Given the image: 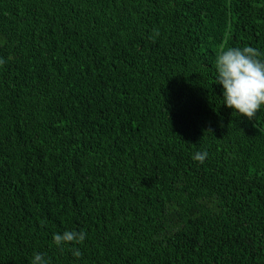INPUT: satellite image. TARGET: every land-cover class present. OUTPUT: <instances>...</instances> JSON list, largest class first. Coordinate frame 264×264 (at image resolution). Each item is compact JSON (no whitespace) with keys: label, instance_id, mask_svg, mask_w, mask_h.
Instances as JSON below:
<instances>
[{"label":"trees","instance_id":"obj_1","mask_svg":"<svg viewBox=\"0 0 264 264\" xmlns=\"http://www.w3.org/2000/svg\"><path fill=\"white\" fill-rule=\"evenodd\" d=\"M244 46L264 0H0V264H264V107L216 83Z\"/></svg>","mask_w":264,"mask_h":264},{"label":"clouds","instance_id":"obj_2","mask_svg":"<svg viewBox=\"0 0 264 264\" xmlns=\"http://www.w3.org/2000/svg\"><path fill=\"white\" fill-rule=\"evenodd\" d=\"M5 63L0 58V65ZM216 83L223 89V104L238 115L252 120L264 107V53L251 46L222 48L215 59ZM207 151L196 152L193 159L204 162ZM85 232L65 230L54 233L53 243L58 247L66 244H82ZM76 258L81 257L79 248L70 249ZM30 264H49L44 254L33 253Z\"/></svg>","mask_w":264,"mask_h":264}]
</instances>
